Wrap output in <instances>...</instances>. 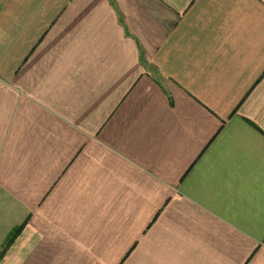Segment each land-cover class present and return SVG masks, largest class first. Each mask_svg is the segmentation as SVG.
<instances>
[{
	"label": "crops",
	"instance_id": "1",
	"mask_svg": "<svg viewBox=\"0 0 264 264\" xmlns=\"http://www.w3.org/2000/svg\"><path fill=\"white\" fill-rule=\"evenodd\" d=\"M0 264H264V0H0Z\"/></svg>",
	"mask_w": 264,
	"mask_h": 264
},
{
	"label": "trees",
	"instance_id": "2",
	"mask_svg": "<svg viewBox=\"0 0 264 264\" xmlns=\"http://www.w3.org/2000/svg\"><path fill=\"white\" fill-rule=\"evenodd\" d=\"M21 229H22V226H19V228H17L16 230H14L13 232L10 233V235H9V237L7 239L8 240L7 243L4 245V247L0 251V257H2V255H3L2 253L5 251V249L9 245V243H11L13 241V239L19 233V231H21Z\"/></svg>",
	"mask_w": 264,
	"mask_h": 264
}]
</instances>
